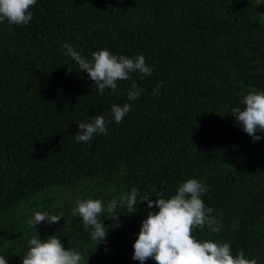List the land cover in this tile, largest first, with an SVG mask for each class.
<instances>
[{"label": "trees", "instance_id": "1", "mask_svg": "<svg viewBox=\"0 0 264 264\" xmlns=\"http://www.w3.org/2000/svg\"><path fill=\"white\" fill-rule=\"evenodd\" d=\"M31 11L27 25L0 23V254L7 264H20L33 211L62 212L35 231L41 239L57 234L86 264H140L131 245L145 202L131 214L118 206L116 221L102 214L106 245L96 246L71 209L131 187L149 200L157 192L166 198L189 177L207 184L202 199L222 222L219 233L194 235L264 264V138L253 141L230 116L242 95L264 90V0H36ZM65 41L86 58L101 48L142 53L152 75L132 73L115 92L97 95L62 54ZM133 83L140 96L116 123L110 105L128 102ZM97 114L106 132L74 142L76 124Z\"/></svg>", "mask_w": 264, "mask_h": 264}, {"label": "clouds", "instance_id": "2", "mask_svg": "<svg viewBox=\"0 0 264 264\" xmlns=\"http://www.w3.org/2000/svg\"><path fill=\"white\" fill-rule=\"evenodd\" d=\"M36 0H0V23L9 25H27L32 19L31 8ZM62 54L69 56L80 72L85 73L96 89L97 95L105 90L115 92L117 81L128 80L130 74L143 76L152 75V67L145 62L144 55H116L101 48L86 58L68 42L61 44ZM160 88L157 82L154 94ZM141 90L135 83L127 91V101L110 105L107 116L116 123L130 112L131 101L140 96ZM231 117L239 130L247 134L253 141L264 138V90L248 91L230 108ZM104 115H94L82 120L72 137L76 143L87 144L95 135L106 132ZM260 133V134H257ZM208 186L202 180L189 177L175 187L174 192L166 198L157 192L156 199L139 196L138 189L131 187L118 198L114 197L103 203L100 199H80L71 209L72 214L80 219L83 227L88 230L89 239L96 246L106 245L107 231L101 219L102 214L114 221L118 206L126 208L129 214L135 213L139 202H145L149 211L141 220L139 231L132 243L131 259L144 264L151 259L156 264H257L255 256L245 255L241 249L233 254L228 242H219L211 238L198 239L194 232L207 228L210 233H219L222 228L221 218L213 216V209L207 206L202 197ZM155 206V211H152ZM63 213L49 211H33L25 223L30 230L27 247L20 256V264H86L81 251L65 248L57 234L44 239L39 238L35 229L40 223L52 224L59 221ZM7 257L0 254V264H7Z\"/></svg>", "mask_w": 264, "mask_h": 264}]
</instances>
